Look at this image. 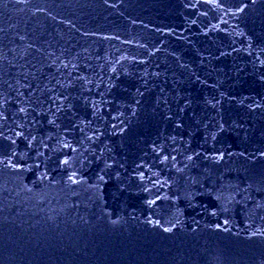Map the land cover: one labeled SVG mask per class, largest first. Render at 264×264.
<instances>
[{
  "label": "water",
  "instance_id": "obj_1",
  "mask_svg": "<svg viewBox=\"0 0 264 264\" xmlns=\"http://www.w3.org/2000/svg\"><path fill=\"white\" fill-rule=\"evenodd\" d=\"M0 264H264V0H0Z\"/></svg>",
  "mask_w": 264,
  "mask_h": 264
}]
</instances>
